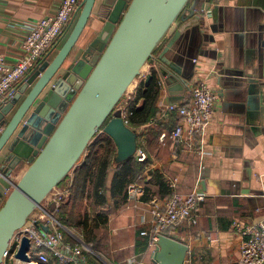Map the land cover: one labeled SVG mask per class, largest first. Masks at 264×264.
I'll use <instances>...</instances> for the list:
<instances>
[{"label": "water", "instance_id": "obj_1", "mask_svg": "<svg viewBox=\"0 0 264 264\" xmlns=\"http://www.w3.org/2000/svg\"><path fill=\"white\" fill-rule=\"evenodd\" d=\"M211 1L218 2L80 0L56 54L47 60L65 35L25 76L15 97L0 103V264L14 234L78 165L97 134L112 140L117 164L134 157L138 135L124 123V112L118 106L143 69L153 65L158 49L173 32L157 56L161 65L151 68L143 83L148 85L155 78L168 92L169 104H180L182 96H176L187 89L192 75L182 74L177 61L178 56L188 54L179 51L169 60L163 55L193 24L204 38L208 29L203 16L188 19L198 6ZM236 1L253 8L264 20V0ZM96 4L92 36L73 53ZM216 11L217 6L210 12L213 18ZM194 44L191 42L189 54ZM247 81L241 114L245 121H254L264 117V84ZM24 165L27 168L14 182L15 172ZM42 230L48 231L46 227ZM28 249L29 241L23 237L14 258L30 263ZM187 250L186 245L158 235L152 260L184 264Z\"/></svg>", "mask_w": 264, "mask_h": 264}, {"label": "crops", "instance_id": "obj_2", "mask_svg": "<svg viewBox=\"0 0 264 264\" xmlns=\"http://www.w3.org/2000/svg\"><path fill=\"white\" fill-rule=\"evenodd\" d=\"M58 2L0 0V56L5 64L12 65L24 56L21 40L39 20L55 12ZM215 6L217 11L213 18L210 12ZM96 9L97 4L73 53L91 38L96 24ZM201 9L206 12L200 13ZM201 16L208 29L204 36L208 41L205 42L200 29L193 24L163 56L169 60L179 51L188 54V57L178 56L182 61H177L182 74L192 75L187 89L176 96H182L179 105L189 102V89L198 78L206 80L216 93L213 117L205 129L203 154L199 155L189 148L174 158L170 133L177 121L171 116L159 119V114L162 115L170 100L168 92L159 83L160 91L155 104L157 115L152 119L154 123L148 122L132 130L138 135L137 142L146 147L150 168L159 171L166 183L177 180L171 194L186 195L197 185L206 194L205 201L196 210L195 226L180 225L165 234L187 246L184 264H239L241 238L232 227L233 221H264V195H260L264 183V117L257 116L254 121H245L241 114V105L247 96V80L264 84V20L253 8L236 0H218L216 4L211 1L209 5L202 3L188 20ZM68 32L51 52L48 61L56 54ZM173 34L160 46L157 56L167 47ZM191 42L195 44L189 54ZM157 56L153 65L146 68L147 72L160 64ZM161 135L163 138H160ZM26 168L27 165L21 166L15 172L14 182ZM113 171L112 168L108 172L107 188L110 187ZM107 202L103 210L108 217L106 227L111 238L104 249L112 260L111 264H125L121 250L130 253L129 256L138 255L140 264H156L152 260L154 245H150L147 237L140 235L143 231H149L151 217L148 203L140 201L136 207L130 206L129 209L125 208V203L118 210H113L109 197ZM62 227L63 244H77L79 240ZM144 239L147 246L141 251L137 246ZM95 253L87 254L89 262H92L93 256L97 261L91 264H106Z\"/></svg>", "mask_w": 264, "mask_h": 264}, {"label": "built area", "instance_id": "obj_3", "mask_svg": "<svg viewBox=\"0 0 264 264\" xmlns=\"http://www.w3.org/2000/svg\"><path fill=\"white\" fill-rule=\"evenodd\" d=\"M79 2L80 0H59L55 12L39 20L21 40V50L24 56L20 60L12 65H7L0 56V103L6 104L15 97L30 68L36 65L69 31ZM204 12H206L205 9L200 10V13ZM146 68L127 91L123 103L126 108L132 100L134 90L144 81L147 73ZM189 97L188 103L169 104L162 115L159 114V119L168 118L172 114L176 118V125L170 133L174 158L189 148L199 155L203 154L205 129L214 113L217 96L206 80L196 79L189 89ZM126 108L122 110L124 112L122 118L127 125ZM153 123L154 121L151 119L149 124ZM160 138H163V135ZM141 146H143L142 143L137 142V149L133 157L139 163L146 160ZM146 177L148 178L147 175ZM176 182L177 180L173 179L167 183L170 190L175 189ZM262 193L264 195V183L262 184ZM143 195L144 188L139 183L129 185L126 190V205L133 203L131 206L134 207L140 202ZM68 197V190L57 188L53 190L46 199L47 203L41 205L32 214L27 224L14 234L4 256L3 264H9L8 261L15 264H47L50 256L55 259L54 264H91L90 257L87 256V254H94L90 245L84 246L81 241L75 245H65L62 242L61 231L64 229L54 214ZM205 199L206 194L199 190L197 185L186 195L173 192L170 197L162 201L151 200L148 203V212L151 217L149 231H143L140 235L147 237L150 245H155L158 235H165V232L174 230L180 225L195 226L197 223L196 210ZM52 204L53 209L51 210ZM43 227H46L48 231L44 232ZM232 227L238 231L241 238L238 263L264 264V221L240 223L235 220ZM23 237L29 241L26 255L32 259L30 263H23L14 258ZM125 264H140V257L133 254L126 258Z\"/></svg>", "mask_w": 264, "mask_h": 264}, {"label": "trees", "instance_id": "obj_4", "mask_svg": "<svg viewBox=\"0 0 264 264\" xmlns=\"http://www.w3.org/2000/svg\"><path fill=\"white\" fill-rule=\"evenodd\" d=\"M159 91L160 86L155 78L148 85L141 82L137 86L132 100L126 108V121L129 128L142 127L157 115L155 104ZM123 101L124 98L120 103ZM171 117L175 119L173 114ZM115 157L116 148L112 140L102 133L97 134L78 165L72 170L73 176L70 178L68 175L58 185V187L68 190L69 199L60 206L54 217L62 226L71 224V216L77 218L74 222L75 226L79 229L83 242L86 244L97 245L96 232L99 229H105L107 226L108 217L104 212L108 204L107 198L109 197L111 200L112 209L118 210L126 203L127 187L142 180L141 176L144 172L149 178L144 182L145 193L140 198L141 202L147 203L155 197L165 199L171 195V190L163 175L157 170L147 171L146 167L149 165V160L139 163L132 158L127 162L117 164L114 161ZM112 168L114 170L112 180L110 187L107 188V176ZM82 200L89 202V208L94 213L92 217L86 214L82 217L73 215L76 205ZM146 246L147 241L144 239L143 242L138 243L137 247L143 251ZM54 260L50 256L47 264H54ZM91 260L93 263L97 261L93 256H91Z\"/></svg>", "mask_w": 264, "mask_h": 264}, {"label": "rangeland", "instance_id": "obj_5", "mask_svg": "<svg viewBox=\"0 0 264 264\" xmlns=\"http://www.w3.org/2000/svg\"><path fill=\"white\" fill-rule=\"evenodd\" d=\"M135 91V90H134ZM126 97L124 96V99H125ZM124 103V101L123 102H121L120 104H119V106H118V109H120V110H123L124 108H126V106L123 104ZM150 147L148 148V151H150ZM141 151L145 154V157H146V160H145V162L148 160V154H146L147 153V150H146V147H143V146H141ZM151 153V152H150ZM151 166H150V164L149 165H147V171H149V170H153V169H151L150 168ZM146 172H144L143 174H142V180H140V181H138L137 183H139L140 184V186H142L143 188H145V186H144V182H145V180H147V177H146ZM71 176H73L72 175V171L70 172V174H69V177L71 178ZM149 178V177H148ZM57 189H59V190H61L62 188H60V187H58ZM144 193H145V189H144ZM158 197H155V198H153V199H157ZM68 198H66L65 200H64V202L66 201H68L67 200ZM152 199V200H153ZM50 201V198H49V200H48V202ZM45 202L47 203V201L45 200L43 203H42V205L43 204H45ZM63 202V203H64ZM150 202V201H149ZM149 202H147V203H149ZM62 203V204H63ZM61 204V205H62ZM131 205H133V203H131V204H128V205H126V207L125 208H128V207H130ZM137 205V204H136ZM136 205H134V207H136ZM112 212H109V214H111ZM87 215V216H90V217H92V215L94 214V213H92V210L89 208V202L88 201H82V202H80L79 204H77L76 205V209H74V211H73V215H75L76 217H82L83 215ZM76 220H77V218H75V217H73V216H71V220H70V222H71V224H68V225H66V226H64V228L67 230V231H69V233H71L72 235H74V237H75V239L76 240H79V241H83V239H82V235L80 234V231H79V229L75 226V223L74 222H76ZM74 224V225H73ZM96 234H97V240H98V243H97V245L95 244V245H90L91 246V250H92V252L93 253H95L96 255H97V257L101 260V261H103V262H106V264H111V259L107 256V254H106V251H105V249H104V247H105V245H109V243H110V231H109V228L108 227H106L105 229H99L97 232H96ZM81 241V242H82ZM82 244L84 245V246H87L88 244H86V243H84V242H82ZM124 251L123 250H121V256H122V259H123V262H124V260L130 255V253H127V252H125L124 254ZM100 255V256H99ZM9 262V264H15L14 262H11V261H8ZM122 262V260L120 261V263Z\"/></svg>", "mask_w": 264, "mask_h": 264}, {"label": "bare ground", "instance_id": "obj_6", "mask_svg": "<svg viewBox=\"0 0 264 264\" xmlns=\"http://www.w3.org/2000/svg\"><path fill=\"white\" fill-rule=\"evenodd\" d=\"M146 68V67H145Z\"/></svg>", "mask_w": 264, "mask_h": 264}]
</instances>
